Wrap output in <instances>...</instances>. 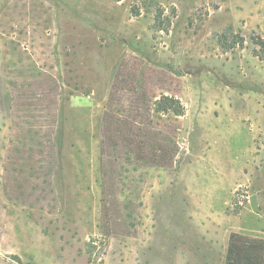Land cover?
I'll list each match as a JSON object with an SVG mask.
<instances>
[{
  "label": "rangeland",
  "instance_id": "obj_1",
  "mask_svg": "<svg viewBox=\"0 0 264 264\" xmlns=\"http://www.w3.org/2000/svg\"><path fill=\"white\" fill-rule=\"evenodd\" d=\"M259 38L264 0H0V264H224L231 233L264 239ZM161 95L185 115L151 119ZM145 120L170 167L136 156Z\"/></svg>",
  "mask_w": 264,
  "mask_h": 264
},
{
  "label": "trees",
  "instance_id": "obj_2",
  "mask_svg": "<svg viewBox=\"0 0 264 264\" xmlns=\"http://www.w3.org/2000/svg\"><path fill=\"white\" fill-rule=\"evenodd\" d=\"M256 43L264 49V40L259 38ZM118 90L119 88L116 82L111 90L108 107L102 118V155H105V150L109 147V144H113L112 147L115 150L117 149V144L120 140L121 127L125 124L117 110L119 106ZM145 107L146 109L149 108V112H152L150 118L154 120H161L166 116L181 118L185 115L186 111L185 106L179 99L168 95H161L151 105ZM140 113L141 112L139 111L136 112L137 115H140ZM146 120L141 124L139 123V127H135L137 130L136 133L130 126L131 131L134 132L133 136L135 135V137L132 138L134 140L133 143L149 145L151 148L148 152H142L141 150L138 151L136 156L138 155L139 159H143L146 163L154 166L170 167L175 160V151L172 152L165 147L167 141H165V139L162 140L160 132H152L154 133L153 136L151 135L152 137L147 135L148 133H151L150 130L149 132L147 131V128L145 129L147 133L143 132V128L140 127L147 122ZM131 124H134V122H130V125ZM224 264H264V239L254 238L239 233H231Z\"/></svg>",
  "mask_w": 264,
  "mask_h": 264
}]
</instances>
